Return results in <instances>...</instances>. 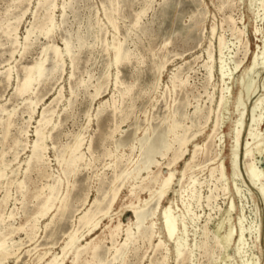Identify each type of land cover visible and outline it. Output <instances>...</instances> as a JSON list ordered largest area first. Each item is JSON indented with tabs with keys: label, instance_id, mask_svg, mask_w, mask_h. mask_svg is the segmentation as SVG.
Returning <instances> with one entry per match:
<instances>
[{
	"label": "rangeland",
	"instance_id": "374dc122",
	"mask_svg": "<svg viewBox=\"0 0 264 264\" xmlns=\"http://www.w3.org/2000/svg\"><path fill=\"white\" fill-rule=\"evenodd\" d=\"M20 1L21 0H0V82L2 81L0 83V90H1L0 109L2 108V106L3 109H5V112H3V109L0 110V116H1L0 120H2L0 122V139H1L0 166L2 165L0 167V170L1 168L2 169L6 168L7 179L10 182H12L10 185H6L4 183L5 185L1 186L3 190L0 188V192H1L0 204L6 193L10 197L7 202L8 206L0 205V218L3 216L5 222V223L2 222L0 224V227L7 228L3 231V233L5 234H7L9 231L14 230L15 236L13 237V234L9 235L10 237L7 236V239L9 237L8 242L10 243V245H11V240H13L16 243L14 245L16 249L14 247L12 248V252L15 251L14 255L16 256L15 257L14 255L9 256L8 258L9 260L7 261L6 259L7 262L3 260V264H26V263L45 264V261L51 258L52 256H54V254L58 255L62 253V248L65 246L70 232L72 233L75 230H79L80 235L84 233L83 239H81L79 242L80 245H86L88 242H92L95 237L96 239L94 240L96 241V243L100 244L98 248L96 260L92 261L91 259L92 256L89 252H83L81 254L82 258L80 257L81 261L78 264H80L81 262H82L81 264H105V263L106 264H176V261L177 264H193V263L194 264H224V263L225 264H264V191L262 190L260 191L261 189L260 185L252 183L250 179L248 173V166H247L248 162H246L247 160L245 158V149H244L249 145L248 147H250V149L253 151L254 156H256L258 167L260 168V170H263L264 172V150H263L264 143L262 145L263 146L262 150L258 151L255 147L256 140H254V138L250 136L251 129L252 132H255L257 128L259 129L260 133L262 132L263 134L262 136H264V121L262 122V125L260 127L256 126L251 128L252 106H254L256 102L255 100L264 97V91H263L264 65L257 66L254 69L255 71L250 70L254 61L255 54L258 52H262L264 50V45L262 42L264 39V7H262V5L264 4L263 3L264 0H228V1L227 0H220V1L219 0H55V2H57L56 3L57 7L53 11V14H54V21L56 26H55L54 34L53 32L51 33L52 35L49 34L50 38L48 36H45L41 32L42 29L41 27L42 26L44 27V25L46 24L45 20H47V17L49 15V12H46L47 8L39 4L40 0H26V1L22 0L21 3ZM231 11L233 14L231 13ZM200 12H202L203 14L201 15L202 17L200 16L201 14ZM256 12L257 13L261 12L263 15L260 13L257 16ZM138 13H141V16L143 18L140 16L141 21L139 22V25L135 27L134 26V23L136 21L135 16H137ZM162 13H165V16ZM200 17L202 18V20ZM229 17L233 19L234 23L228 21ZM199 19L200 22H198ZM194 20L197 22H195ZM193 21L197 24L193 23ZM112 22L118 24L116 25L117 31L113 27ZM256 24L257 26H255ZM189 25L190 28L188 27ZM233 26L237 28V31L232 30ZM213 27H215L214 33H212L211 31ZM16 28L18 32L17 34H14L13 29ZM239 29L240 31L243 30V32H245L246 35L244 33H243L244 35L243 34L240 35L238 33ZM28 30L31 31V34L28 40V45H27L28 48H27L25 47L24 44ZM179 32L181 35L177 34ZM7 33H10L11 36L6 35ZM116 33L118 34V36H116L117 35ZM15 35L18 36V40H19V45L18 46L14 45L16 47L13 46V40H14L13 38L15 37ZM150 35L151 38L153 36L154 37L151 39ZM219 36L224 37L226 40V45L222 52L223 55L220 53L219 50V45H218V40L220 38ZM241 36L243 39L241 38ZM179 37L182 39H180ZM114 38H116V41L121 40L120 42L119 41L118 42L121 44L123 43V50H125L124 52H128V55L130 56L129 60L131 59L130 61H125V62L123 61L118 65L114 64L115 63L113 62L114 50L112 46L116 45L115 43H118V42H114L115 41ZM103 40L106 42H104ZM238 40L239 42H237ZM168 41H172V42H168ZM65 42L68 43L69 48L71 50V55L69 56L66 53V51H64ZM53 43L54 45L56 44L57 46L60 47L63 53L62 59L64 62L60 61L58 64L55 63L56 61L53 59L54 55L52 51L48 52L49 55L48 57H50L51 59L48 60V62L46 63L48 78L47 77L44 78L40 86L38 84L34 85L33 88L34 90L30 92V94L28 93L23 96L20 95L19 97V94L17 95L16 92V87L18 81H21L24 78L25 72H22L23 68L28 65H33L35 62L43 58V54H42L43 49L46 47V45L48 46ZM210 43L211 45L209 46ZM147 44H149V46ZM239 44L241 45L238 46ZM163 45L165 46V48L163 47ZM244 45L246 47L243 50ZM102 46L105 48H103ZM211 46L214 49L211 48ZM247 46L249 48H247ZM107 47L109 48L107 49ZM145 49L146 50L148 49V51H146ZM150 50L152 53L149 52ZM13 51L14 54L12 55ZM131 51L132 52L134 51L133 54L131 53ZM147 53L149 56L147 55ZM154 53L155 55H153ZM210 54L214 60L210 59ZM165 55L167 58L165 57ZM173 55L175 56L173 57ZM244 59L247 60L244 61ZM52 60H54L55 62ZM134 61H136L137 63ZM151 61L153 64L155 63L154 65L156 66H154L151 63ZM165 63L167 66L165 65ZM203 64L206 65L202 66ZM226 64L229 66H227ZM22 65L25 66L22 67ZM163 65H165L164 69L166 70L161 69ZM75 66L77 67V69H75L76 68ZM210 66L212 67L213 77L208 75ZM105 67L107 68V70ZM109 67L112 68L110 69ZM188 67L190 70L188 69ZM6 69L11 70L12 73L10 82L7 81L8 79L6 77V72H7ZM204 69L208 71H205ZM153 70L157 76L153 75L154 74L152 73ZM16 71L19 72L17 73ZM147 71L151 72V74ZM224 71H226L228 75ZM71 72L74 76L71 75ZM223 73H224V77H223ZM138 74H140V76ZM173 74L179 75L183 81L188 80L187 83L185 82L186 86L178 85L177 86L178 89L172 88L173 86L171 83V78L173 77ZM132 75L134 76V78L132 77ZM159 78L161 81H159ZM134 79L136 80L134 81ZM117 80L119 82L118 84H116ZM241 80L243 82H241ZM248 80L250 84L249 83L247 84ZM252 80L254 83L252 82ZM122 82L123 85H121ZM126 82L129 84L127 85ZM139 82L140 85L138 84ZM226 83L227 86H225ZM137 84L139 85V87ZM158 84H160V86ZM151 85H153L154 87ZM221 86H223V88L227 87L225 88V92L223 94H222L223 88ZM252 86L254 89L252 88ZM118 87L119 88L122 87V88L119 89ZM129 87L130 88L133 87L132 88L133 90L131 89L132 91L130 92L131 93L135 92L134 93L135 95L127 94L126 97L124 96V98H122L123 91L126 92ZM155 87H157V89H155ZM246 88L254 90L255 93L256 90L257 89L258 90L256 94L251 93L250 91V95L249 97H247ZM183 89L184 91H182ZM206 90L209 91L207 92ZM226 90L228 92H226ZM95 91L96 92L99 91L98 97L96 96ZM241 91L245 96L244 97L245 105L239 104ZM229 92L230 94L228 95ZM222 95L224 96L225 102L221 111L219 112V113L223 112L222 114H219L220 133H218L217 136L218 139L216 138L211 142V138H209V135L211 134L216 119L218 117V109H219L218 105L221 102ZM54 98H57V100H55ZM208 98L210 99V101ZM28 99H32L33 102L37 103V106H34L35 113L32 114L33 116L30 113V108H29L30 103ZM52 100H54L55 102ZM121 100H123L124 102H122ZM105 101L107 102L104 104L103 102ZM120 102L122 103V106H120L121 105ZM116 103L119 108L117 107ZM101 104L104 109L101 107ZM167 104L169 106H167ZM111 105L113 106L111 107ZM126 105H128L129 107ZM211 105L212 107H210ZM107 106H110L108 107L110 109H108ZM115 107L118 108L117 111L118 114H115L114 112ZM263 107H264V102H263ZM43 110H48V111L50 110V113L48 114V118L54 117L52 118V123H53V124L51 123L52 126L50 124V126H48L46 129L47 137H49L46 140V145L48 146V152H47L48 162L46 165H43L42 168H35L34 165H31V167L27 169L28 167L26 161H28L29 156L31 155L30 147L32 143L36 140V135L34 132L36 129V125H38L37 120L40 119ZM210 110L212 111V115ZM208 111L210 112V114H208ZM51 112H55L56 114L55 115L53 114L52 116L50 115ZM166 114L168 115V117ZM7 115L8 117L9 115H11L10 121L12 122V126L10 127L11 131L9 129V134L8 133L6 134L5 133L6 129H4L5 122L8 119ZM28 115L32 116L33 118L30 119ZM207 116H209L210 118ZM173 117L175 118V120L181 123L182 127L185 126L184 128L182 127H180V129L178 128L177 132L179 134L181 133L183 134L184 132L187 133V137L190 138L189 151L180 162H178L177 164H173V166L168 165L172 161V156H173L172 153L168 154L165 157H161L160 155L156 156V160L158 161V163L151 167L153 174H151L150 176L151 177L156 176V173L160 172L159 170H161L162 174L160 172L159 174L157 173V175H159V177H163L166 175L167 172L172 170L176 173V179L174 184L172 185L171 191L160 202V207L157 211V214L154 217H151L152 219L149 218L147 222L142 226V232L145 235H149L151 232V227H150V225L152 224L151 222L156 223L155 228L153 230L155 232L152 238L153 240H148V238H142L138 233L136 227L133 226L136 222L135 214L133 213L134 209H136L137 207H142V206L144 207L143 201L151 197V192H149V190L147 189H144V187L145 184L147 185L149 183H150L149 185L152 188L154 185L151 184L149 180L145 181L144 182L145 184L142 182V178H146L149 176L148 173L143 172L142 178L128 179V181H124L125 183H123V179H121L122 181L120 180V182L118 181L114 183V185L112 182L114 180L113 176L115 175V173L120 174V172H123L128 168L131 169L134 166L135 162L139 160L140 158L139 154H141V152H140L139 144L136 139L143 138V136L146 133V130L150 128V126L152 129H155L156 135L162 133L163 131H168L170 124H172ZM197 118L199 119L198 121L196 120ZM27 121L31 123H26ZM206 122L209 123L207 124ZM21 129H23L24 131H22ZM113 129H115L114 130L115 132L113 131ZM239 129L240 132L242 133H241L240 143L237 145V143H235L236 142L235 137ZM248 131L250 134L248 133ZM25 132L26 135L24 134ZM196 132L198 133L196 134ZM21 134L23 136H21ZM106 134H108V136ZM77 136H81V138L84 140V141L82 140L81 151L85 154L86 160H84V162H82L81 165H79V168L76 171L79 174L78 173L71 174L72 173V172L70 173L71 170L66 169L64 160L69 159L68 157V151L70 147L69 145L70 144L71 146L72 144L74 145ZM4 137L5 140L3 139ZM20 138L22 140H20ZM173 138H174L173 133L167 135L168 140L172 141ZM260 138H262L261 141L264 142L263 140L264 137H260ZM15 140L19 141V143L16 144ZM208 140H210L209 143L211 145L208 143ZM21 142L23 146L21 145ZM195 145L198 146L202 145L203 149L201 150L203 151L200 150L197 156L198 160L196 158L195 162L192 164L193 167L189 170V172H187V177L184 180V186L188 187V191L186 192L187 194L184 193V200H183L181 199V195H180L181 185L179 183V180L180 178H182V172L185 170L187 162L192 158L193 155L192 153L194 152ZM208 145L210 147H208ZM133 146L136 147L135 151L134 149H132ZM89 147L91 148L89 149ZM237 147H238V151H236ZM12 149L15 151H13ZM88 149L90 152L88 151ZM105 151L108 153H106ZM132 151L134 152V154ZM16 154L17 155L19 154L17 161L15 160V156H17ZM92 157H96V158L94 159ZM115 158L117 160H115ZM213 158H215V160H211ZM130 159L133 160L134 163L131 164L129 162L131 161ZM122 160L124 161L122 162ZM208 161L210 162L207 163ZM116 162L120 164L118 165ZM220 162H222V165H220L221 164ZM12 163L13 166H11ZM108 163L111 165V166L109 165L110 167L108 166ZM121 163L123 164L121 165ZM214 164H216V166H218L220 170L218 174L216 173L214 177H212L211 168L214 166ZM201 165L202 166L204 165V167H202ZM84 166L85 167L90 166L89 167L90 169H88L87 167L86 169ZM221 172L222 173L224 172L223 173L224 176L221 175ZM46 174L48 176H46ZM193 174L195 175V177ZM191 177L199 179L196 185H194L195 190L193 188V185L189 186V182H190L189 178ZM211 178L214 179L212 180ZM56 181H59L58 190L60 193L59 192L58 193L61 199H64V197L68 192L70 194L66 202V209L64 210V213H62L60 210L58 211L57 208H53L51 210V213H48L49 215L47 214L45 217H39L38 222L34 221V217L36 218L37 216L36 213L38 211L41 202L44 200L45 195L49 193V190L45 188L46 185L54 184L56 183ZM22 182L24 183L22 185L23 187L20 186V183ZM114 187H116L115 189H120V191L117 201L112 207L113 209H111L109 214L105 217H102L103 214H98L96 216V219L100 220V225L98 226L99 228L97 227L95 230L93 229L88 231L87 230L88 228L87 229L84 228L79 223L80 222L79 218L83 216L84 213L90 209L92 210L94 209L93 211H96V208L93 207L94 201L96 199L99 200L103 199L106 196L108 190L110 191V189ZM154 187L155 188H153V191L154 189H157V186ZM201 189L203 190L202 192ZM30 190H32V192ZM193 190L196 193L192 194L191 191ZM33 193L35 194L33 195ZM261 195L263 196L261 197ZM37 196L40 197L37 198ZM209 196H213L211 203L206 199V197ZM111 197L112 196H109L105 199V202L103 203L101 208L103 209L106 208L108 201L111 199ZM201 197H203V199ZM137 198L141 200V202L137 200ZM155 199L156 200L151 201V204L149 203L150 205L147 206L148 207L147 209L149 210L155 209V207L157 206L156 203H158L157 197ZM171 202H173L172 206L174 209L172 215L174 216L176 215L178 217V221H177L178 236L176 235L174 240L169 241L167 239V234H166L167 231L164 224L163 210L166 207H168ZM213 203L215 204L214 207H213L214 205ZM129 204L131 205V207L129 206ZM231 204L233 207L231 206ZM60 205L61 204L59 201L56 202L57 207H59ZM195 205L197 206V208ZM134 206L136 207L134 208ZM186 207H188V214L190 213L189 217L188 214H186L187 213ZM33 208L35 209L33 210ZM190 209L192 210V212H190L191 211ZM5 210L7 213L5 212ZM15 210H17V212ZM10 213L13 214V217L11 219L13 222L9 219V217H7L10 215ZM183 215H185L186 217ZM196 217H200V218H196ZM184 219L185 220L187 219L188 221L187 220L185 221ZM29 221L30 223H27ZM119 221L122 223V230L120 232L121 236L119 235L118 237V242L123 243L125 241L126 238L125 231L126 228H128V226L132 227L136 240L130 246L129 250L127 251V254L123 259L115 260V256H117L115 255V251L109 250L110 248H112V241H110L111 240L110 231L112 226H115ZM207 221L210 226L207 224ZM25 222L27 224L25 227H23L25 225ZM38 223L40 226L37 225ZM5 224L8 226L10 224V229ZM34 224L36 225L37 236L35 237L36 239H34L36 241L33 240L34 241L33 242L30 241V239H28V236L26 237V235L27 232L30 231L29 228ZM202 225L204 228L202 227ZM13 226L14 228H12ZM242 226H244V231L245 230L247 231L246 233L243 232L245 233L243 234V237L241 235L242 233L240 234V232L242 231ZM22 227H23L22 232L18 233L21 230H17V228H22ZM38 228L39 230H37ZM25 229H26V233H24ZM6 230L7 232H5ZM229 232L231 234L233 232V235H231L229 241H225L224 235ZM158 240L164 241L166 246H163L164 248L163 247L157 248L156 245H158L160 242ZM177 243L181 245L180 247L182 251H184V252L181 251L180 256L178 255V251L176 249L177 248L176 246L178 245ZM228 243L231 245H229ZM244 243H246L247 245ZM220 247H223V249H221ZM21 248L22 250H20ZM184 248L185 249L187 248V250H185ZM18 249L20 251H18ZM189 251L192 252V254L195 257H193L192 254L190 255ZM42 252L48 253V256L45 261L38 262V256L40 254L42 255ZM187 254H189L190 256ZM167 256L169 257L167 258ZM74 259H75V251H71L66 258L65 264H73Z\"/></svg>",
	"mask_w": 264,
	"mask_h": 264
},
{
	"label": "bare ground",
	"instance_id": "6f19581e",
	"mask_svg": "<svg viewBox=\"0 0 264 264\" xmlns=\"http://www.w3.org/2000/svg\"><path fill=\"white\" fill-rule=\"evenodd\" d=\"M22 1V0H21ZM21 1H20V3H21ZM24 1V0H23ZM26 1V0H25ZM220 1V0H219ZM228 1V0H227ZM134 2V1H133ZM225 2V1H224ZM263 2V1H262ZM57 2H55V0H40V2H39V4L40 5H42V6H45V8H47V11L46 12H49V15H48V17H47V20H45V22H46V24L44 25V27L42 26L41 28V32H42V34H44L45 36H48L49 37V34H51L52 32H53V34H54V30H55V21H54V14H53V11L56 9V7H57V4H56ZM150 3H152V2H150ZM251 3V2H250ZM264 3V2H263ZM18 4V3H17ZM63 5V4H62ZM147 5H149V4H147ZM200 5V4H199ZM222 5V4H221ZM231 5V4H230ZM235 5V4H234ZM22 6V5H21ZM127 6V5H126ZM63 7V6H62ZM146 7V6H145ZM150 7V6H149ZM148 7V8H149ZM166 7V6H165ZM230 7H232V6H230ZM229 7V8H230ZM236 7V6H235ZM234 7V8H235ZM262 7H264V4L262 5ZM164 8V7H163ZM168 8V7H167ZM260 8V7H259ZM29 9V8H28ZM143 9V8H142ZM146 9V8H145ZM217 9V8H216ZM218 9H219V7H218ZM220 9H223V8H220ZM225 9V8H224ZM227 9V8H226ZM228 10V9H227ZM230 10V9H229ZM238 10V9H237ZM239 10H241V9H239ZM259 10V9H258ZM257 10V11H258ZM261 10V9H260ZM97 11V10H96ZM165 11V10H164ZM223 11V10H222ZM226 11V10H225ZM139 12V11H138ZM24 13H25V11H24ZM114 13V12H113ZM113 13H112V15H113ZM133 13V12H132ZM141 13H143V12H141ZM141 13H138L137 14V16H135L136 17V21H135V23H134V26L136 27V26H138L139 25V22L141 21L140 20V16H141ZM201 14H200V16L201 15H203L202 14V12H200ZM221 13V12H220ZM224 13V12H223ZM231 13H232V11H231ZM261 13V12H260ZM259 12L257 13L256 12V15L258 16V14H260ZM39 14V13H38ZM111 14V13H110ZM162 14H164V16H165V13H162ZM167 14V13H166ZM225 14V13H224ZM233 14V13H232ZM235 14V13H234ZM255 14V13H254ZM262 14V13H261ZM117 15V14H116ZM160 15V14H159ZM255 15V16H256ZM263 15V14H262ZM25 16V15H24ZM47 16V15H46ZM229 16V15H228ZM111 17H113V16H111ZM142 17V16H141ZM163 17V16H162ZM161 17V18H162ZM196 17V16H195ZM199 17V16H198ZM202 17V16H201ZM200 17V18H201ZM205 17V16H204ZM233 17V16H232ZM2 18V17H1ZM143 18V17H142ZM194 18V17H193ZM192 18V19H193ZM225 18H226V16H225ZM228 18V17H227ZM24 19V18H23ZM164 19V18H163ZM191 19V20H192ZM197 19V18H196ZM201 20H202V18H201ZM235 20V19H234ZM36 21V20H35ZM131 21V20H130ZM195 21V20H194ZM193 21V23H195V22H197V21H195L194 22ZM228 21H230V22H233V19L231 18V17H229V19H228ZM115 22V21H114ZM114 22H112V24H113V27L116 29L117 28V26L116 25H118V24H115ZM198 22H200V19H199V21ZM205 22V21H204ZM224 22V21H223ZM227 22V21H226ZM229 22V23H230ZM242 22V21H241ZM118 23V22H117ZM191 23H192V21H191ZM190 23V24H191ZM203 23V22H202ZM221 23V22H220ZM234 23V22H233ZM236 23V22H235ZM195 24H197V23H195ZM225 24V23H224ZM192 25V24H191ZM214 25H215V23H214ZM221 25V24H220ZM231 25H233V24H231ZM105 26V25H104ZM133 26V27H134ZM255 26H257V24L255 25ZM21 27V26H20ZM106 27V26H105ZM189 28H190V25L188 26ZM197 27V26H196ZM221 27V26H220ZM260 27V26H259ZM97 28V27H96ZM144 28V27H143ZM229 28V27H228ZM228 28H227V30H228ZM188 29V28H187ZM224 29V28H223ZM245 29V28H244ZM256 29V28H255ZM258 29V28H257ZM10 30V29H9ZM14 30V34H17V28L16 29H13ZM232 30H234V31H237V28L235 27V26H233V29ZM106 31V30H105ZM116 31H117V29H116ZM175 31V30H174ZM195 31H196V29H195ZM212 33H214L215 32V27H213L212 28ZM222 31V30H221ZM257 31V30H256ZM259 31V30H258ZM6 32V31H5ZM100 32H101V30H100ZM10 33H11V31H10ZM10 33H7L6 35H8V36H11V34ZM105 33V32H104ZM118 33V32H117ZM116 33V34H117ZM192 33H194V32H192ZM238 33L240 34V35H242L243 33L245 34V32H243V30L242 31H240V29H239V31H238ZM13 34V35H14ZM30 34H31V31H29L28 30V32H27V36H26V38H25V47H27V45H28V40H29V37H30ZM134 34V33H133ZM177 34H180V32L179 33H177ZM183 34V33H182ZM227 34V33H226ZM232 34V33H231ZM236 34V33H235ZM243 34V35H244ZM255 34V33H254ZM257 34V33H256ZM260 34V33H259ZM52 35V34H51ZM50 35V36H51ZM101 35H102V33H101ZM105 35V34H104ZM128 35V34H127ZM151 35H154V34H151ZM151 35H150V38H151ZM175 35V34H174ZM181 35V34H180ZM195 35V34H194ZM223 35V34H222ZM239 35V36H240ZM246 35V34H245ZM116 36H118V34L116 35ZM176 36V35H175ZM212 36V35H211ZM225 36V35H224ZM7 37V36H6ZM13 37V36H12ZM154 37V36H153ZM152 37V38H153ZM180 37H182V36H180ZM179 37V38H180ZM185 37V36H184ZM183 37V38H184ZM189 37V36H188ZM191 37H193V36H191ZM197 37V36H196ZM195 37V38H196ZM204 37V36H203ZM220 37V36H219ZM236 37V36H235ZM234 37V38H235ZM50 38V37H49ZM122 38V37H121ZM151 38V39H152ZM190 38V37H189ZM241 38H242V36H241ZM7 39H9V38H7ZM14 40H13V46L14 45H19V40H18V36L17 35H15V37L13 38ZM104 39V38H103ZM115 39V41L114 42H118V41H116V38H114ZM180 39H182V38H180ZM185 39H187V38H185ZM184 39V40H185ZM238 39V38H237ZM243 39V38H242ZM246 39V38H245ZM10 40H11V38H10ZM241 40V39H240ZM104 41V40H103ZM121 41V40H120ZM119 41V42H120ZM153 41V40H152ZM152 41H149V42H152ZM173 41V40H172ZM172 41H168V42H172ZM181 41V40H180ZM199 41H201V40H199ZM229 41V40H228ZM246 41V40H245ZM9 42V41H8ZM85 42V41H84ZM104 42H106V41H104ZM113 42V43H114ZM115 43L116 45H114V46H112L113 47V50H114V61L113 62H115L114 64H116V65H118V64H120V63H122L123 61L125 62V61H130L129 60V55H128V52H124L125 50H123V43L121 44V43ZM148 42V43H149ZM237 42H239V40L237 41ZM263 45H264V39H263ZM180 43V42H179ZM189 43V42H188ZM228 43V42H227ZM241 43V42H240ZM106 44V43H105ZM108 44V43H107ZM152 44V43H151ZM213 44V43H212ZM233 44V43H232ZM236 44V43H235ZM98 45V44H97ZM148 46H149V44H147ZM154 45V44H153ZM186 45V44H185ZM211 45V43L209 44V46ZM218 45H219V50H220V53L222 54V52H223V50H224V47H225V45H226V40H225V38L224 37H220L219 38V40H218ZM227 45H229V44H227ZM241 44H239L238 46H240ZM106 46H108V45H106ZM144 46V45H143ZM178 46V45H177ZM208 46V47H209ZM249 46V45H248ZM247 46V48H249ZM12 47V46H11ZM14 47H16V46H14ZM103 47V46H102ZM163 47L165 48V46L163 45ZM246 46L244 45V47H243V50H244V48H245ZM17 48H19V47H17ZM23 48V47H22ZM28 48V47H27ZM103 48H105V47H103ZM109 47H107V49H108ZM111 48V47H110ZM145 48V47H144ZM151 48V47H150ZM159 48V47H158ZM211 48H213L212 46H211ZM12 49V48H11ZM14 49V48H13ZM142 49H143V47H142ZM152 49V48H151ZM214 49V48H213ZM228 49V48H227ZM106 50V49H105ZM111 50V49H110ZM136 50H138V49H136ZM141 50V49H140ZM146 50V49H145ZM238 50H240V49H238ZM246 50V49H245ZM11 51V50H10ZM50 51H52V53H53V59L56 61H54V60H52V61H54L55 63H59L60 61H63V59H62V57H63V53H62V51H61V49H60V47L59 46H57L56 44L54 45V43L53 44H50V45H46V47L43 49V52H42V54H43V58H41L39 61H37V62H35L33 65H28V66H25V65H22V67L23 66H25L24 68H23V70H22V72H25V75H24V78L21 80V81H18V84H17V87H16V92H17V95L19 94V97H20V95H25V94H30V92H32L34 89V85H36V84H38L39 86H40V84H41V82H42V80L44 79V78H46L47 77V68H46V63L48 62V60H51L50 59V57H48L49 55H48V52H50ZM64 51H66V53L68 54V56L69 55H71V50H70V48H69V45H68V43L67 42H65V50ZM104 51V50H103ZM108 51V50H107ZM146 51H148V49L146 50ZM209 51H210V49H209ZM211 51H212V49H211ZM22 52V51H21ZM27 52V51H26ZM95 52V51H94ZM102 52V51H101ZM106 52V51H105ZM130 52V51H129ZM134 52V51H133ZM133 52L131 51V53L133 54ZM145 52V51H144ZM149 52H151V50L149 51ZM148 52V53H149ZM139 53V52H138ZM148 53H147V55H148ZM152 53V52H151ZM14 54V51L12 52V55ZM110 54V53H109ZM175 54V53H174ZM221 54H219V55H221ZM227 54V53H226ZM245 54H247V53H245ZM11 55V56H12ZM152 55V54H151ZM153 55H155V53L153 54ZM214 55V54H213ZM223 55V54H222ZM10 56V57H11ZM133 56V55H132ZM131 56V57H132ZM143 56V55H142ZM149 56V55H148ZM175 55H173V57H174ZM177 56V55H176ZM226 56V55H225ZM225 56H224V59H225ZM245 56V55H244ZM243 56V57H244ZM52 57V56H51ZM104 57V56H103ZM158 57V56H157ZM165 57H166V55H165ZM13 58V57H12ZM138 58V57H137ZM153 58V57H152ZM159 58H161V57H159ZM158 58V59H159ZM167 58V57H166ZM208 58V57H207ZM227 58V57H226ZM39 59V58H38ZM140 59V58H139ZM146 59V58H145ZM155 59V58H154ZM210 59H213L212 58V56H211V54H210ZM223 59V60H224ZM34 60V59H33ZM75 60V59H74ZM150 60H151V58H150ZM149 60V61H150ZM153 60V59H152ZM157 60V59H156ZM161 60V59H160ZM198 60V59H197ZM214 60V59H213ZM247 60V59H246ZM245 59H244V61H246ZM155 61V60H154ZM222 61V60H221ZM230 61H231V59H230ZM9 62V61H8ZM28 62V61H27ZM64 62V61H63ZM62 62V63H63ZM73 62V61H72ZM132 62V61H131ZM134 62H136V61H134ZM160 62V61H159ZM164 62V61H163ZM166 62V61H165ZM220 62V61H219ZM224 62V61H223ZM239 62V61H238ZM76 63V62H75ZM111 63V62H110ZM109 63V64H110ZM128 63V62H127ZM137 63V62H136ZM135 63V64H136ZM147 63V62H146ZM151 63H152V61H151ZM162 63V62H161ZM168 63V62H167ZM205 63V62H204ZM226 63V62H225ZM231 63V62H230ZM240 63V62H239ZM16 64V63H15ZM32 64V63H31ZM53 64V63H52ZM153 64V63H152ZM155 64V63H154ZM153 64V65H154ZM185 64H187V63H185ZM189 64V63H188ZM221 64V63H220ZM241 64V63H240ZM60 65V64H59ZM128 65V64H127ZM131 65V64H130ZM148 65V64H147ZM161 65V64H160ZM159 65V66H160ZM165 65H166V63H165ZM165 65H163L162 67H161V69L162 70H166V69H164L165 68ZM206 65V64H205ZM204 64L202 65V66H205ZM212 65V64H211ZM222 65H224V64H222ZM221 65V66H222ZM227 65V64H226ZM235 65V64H234ZM237 65V64H236ZM259 65H264V50L262 51V52H258V53H256L255 54V56H254V61H253V64H252V66H251V68H250V70H254L257 66H259ZM61 66V65H60ZM60 66H58V67H60ZM145 66V65H144ZM144 66H142V67H144ZM154 66H156V65H154ZM167 66V65H166ZM185 66H187V65H185ZM227 66H229V65H227ZM240 66V65H239ZM64 67V66H63ZM76 67V66H75ZM126 67V66H125ZM133 67H134V65H133ZM151 67V66H150ZM158 67V66H157ZM192 67V66H191ZM220 67V66H219ZM10 68V67H9ZM8 68V69H9ZM72 68V67H71ZM74 68V67H73ZM106 68V67H105ZM110 68V67H109ZM112 68V67H111ZM110 68V69H111ZM181 68H184V67H181ZM229 68V67H228ZM22 69V68H21ZM58 69V68H57ZM56 69V70H57ZM75 69H77V67L75 68ZM126 69V68H125ZM140 69V68H139ZM156 69V68H155ZM188 69H189V67H188ZM234 69V68H233ZM262 69V68H261ZM7 70V69H6ZM13 70V69H12ZM106 70H107V68H106ZM147 70H149V69H147ZM157 70H159V69H157ZM157 70H155V71H157ZM186 70V69H185ZM190 70V69H189ZM205 70V69H204ZM213 70H214V68H213ZM220 70V69H219ZM224 70V69H223ZM229 70V69H228ZM55 71V70H54ZM75 71V70H74ZM87 71V70H86ZM110 71V70H109ZM145 71V70H144ZM150 71H151V69H150ZM161 71V70H160ZM181 71V70H180ZM205 71H208V70H205ZM227 71V70H226ZM226 71H224V72H226ZM255 71V70H254ZM5 72V71H4ZM17 72V71H16ZM19 72V71H18ZM17 72V73H18ZM53 72V71H52ZM52 72H51V74H52ZM107 72V71H106ZM111 72V71H110ZM146 72V71H145ZM147 72H149V71H147ZM176 72H178V71H176ZM182 72V71H181ZM186 72V71H185ZM235 72H236V70H235ZM55 73V72H54ZM53 73V74H54ZM62 73V72H61ZM64 73V72H63ZM105 73V72H104ZM140 73H142V72H140ZM150 74H151V72H149ZM152 73H154V70H153V72ZM183 73V72H182ZM5 74V73H4ZM12 73H11V70H7V72H6V77H7V81H11V75ZM159 74V73H158ZM162 74V73H161ZM184 74V73H183ZM226 74H227V72H226ZM245 74V73H244ZM50 75V74H49ZM71 75H73L72 74V72H71ZM139 76H140V74H138ZM142 75V74H141ZM153 75H156L155 73L153 74ZM208 75H210L211 77H213V73H212V67L210 66V68H209V74ZM228 75V74H227ZM229 75H230V72H229ZM17 76H18V74H17ZM16 76V77H17ZM74 76V75H73ZM104 76V75H103ZM119 76V75H118ZM151 76V75H150ZM157 76V75H156ZM156 76H154V77H156ZM234 76V75H233ZM52 77V76H51ZM71 77V76H70ZM132 77L134 78V76L132 75ZM138 77V76H137ZM142 77H144V76H142ZM152 77V76H151ZM172 77V76H171ZM183 77V76H182ZM209 77V76H208ZM207 77V78H208ZM223 77H224V73H223ZM48 78V77H47ZM53 78V77H52ZM104 78V77H103ZM141 78V77H140ZM226 78V77H225ZM247 78V77H246ZM80 79H81V77H80ZM108 79V78H107ZM116 79V78H115ZM117 79H118V77H117ZM139 79V78H138ZM142 79V78H141ZM205 79V78H204ZM231 79H232V77H231ZM231 79H230V81H231ZM2 80H4V79H2ZM55 80V79H54ZM136 79H134V81H135ZM151 80V79H150ZM207 80V79H206ZM213 80V79H212ZM250 80V79H249ZM249 80H248V82H247V84L249 83ZM141 81V80H140ZM159 81H161L160 80V78H159ZM188 81V80H187ZM187 81H183L182 80V78L179 76V75H177V74H173V77L171 78V83H172V88H177V86L178 85H185L186 86V84H185V82L187 83ZM2 82V81H1ZM0 82V83H1ZM8 82V83H9ZM80 82V81H79ZM207 82V81H206ZM222 82V81H221ZM241 82H243L242 80H241ZM252 82H253V80H252ZM44 83V82H43ZM119 82H118V80H117V82H116V84H118ZM127 83V82H126ZM135 83V82H134ZM154 83V82H153ZM210 83V82H209ZM229 83V82H228ZM254 83V82H253ZM5 84H6V82H5ZM79 84V83H78ZM129 83H127V85H128ZM139 85H140V82L138 83ZM137 84V85H138ZM170 84V83H169ZM205 84V83H204ZM221 84H223V83H221ZM225 84V83H224ZM242 84H244V83H242ZM241 84V85H242ZM246 84V85H247ZM250 84V83H249ZM16 85V84H15ZM101 85V84H100ZM105 85V84H104ZM121 85H123V82L121 83ZM126 85V84H125ZM124 85V86H125ZM139 85H138V87H139ZM142 85V84H141ZM145 85H147V84H145ZM159 86H160V84H158ZM188 85V84H187ZM206 85V84H205ZM6 86V85H5ZM4 86V87H5ZM11 86V85H10ZM102 86V85H101ZM110 86V85H109ZM115 86V85H114ZM149 86H150V83H149ZM151 86H153V85H151ZM159 86H158V88H159ZM189 86V85H188ZM225 86H227V83H226V85ZM262 86V85H261ZM9 87V86H8ZM84 87V86H83ZM91 87H93V86H91ZM99 87V86H98ZM116 87V86H115ZM127 87V86H126ZM134 87V86H133ZM132 87V88H133ZM154 87V86H153ZM192 87V86H191ZM209 87V86H208ZM222 88H223V86H221ZM257 87V86H256ZM56 88V87H55ZM119 88V87H118ZM122 88V87H121ZM121 88H119V89H121ZM132 88H128L127 89V91L126 92H124L123 91V89H122V91H123V93H122V98H124V96L126 97V95L127 94H133V95H135L134 93H131L130 91H132L133 89ZM142 88H145V87H142ZM152 88V87H151ZM167 88V87H166ZM180 88V87H179ZM186 88V87H185ZM204 88V87H203ZM225 88H227V87H225ZM225 88H223L222 89V94L225 92ZM252 88H253V86H252ZM263 88V87H262ZM37 89V88H36ZM71 89V88H70ZM132 89V90H131ZM155 89H157V87H155ZM178 89V88H177ZM176 89V90H177ZM187 89V88H186ZM206 89V88H205ZM232 89V88H231ZM243 89V88H242ZM254 89V88H253ZM257 89V88H256ZM62 90V89H61ZM100 90H101V87H100ZM169 90V89H168ZM193 90V89H192ZM204 90V89H203ZM229 90V89H228ZM258 90V89H257ZM257 90H256V93H257ZM54 91V90H53ZM158 91V90H157ZM167 91V90H166ZM180 91V90H179ZM182 91H184V89L182 90ZM181 91V92H182ZM187 91V90H186ZM207 92L209 91V90H206ZM246 93H247V97H249V95H250V91H251V93H254V94H256L255 93V91L254 90H251V89H249V88H246ZM253 91V92H252ZM264 91V90H263ZM0 92H1V90H0ZM3 92V91H2ZM58 92H60V91H58ZM86 92V91H85ZM96 92V91H95ZM118 92V91H117ZM149 92V91H148ZM153 92V91H152ZM174 92V91H173ZM220 92H221V90H220ZM226 92H228L227 90H226ZM35 93H36V90H35ZM71 93V92H70ZM101 93V92H100ZM136 93H137V91H136ZM142 93V92H141ZM170 93V92H169ZM33 94V93H32ZM60 94V93H59ZM95 94V93H94ZM98 94H99V91H97L96 92V96L98 97ZM107 94V93H106ZM139 94V93H138ZM137 94V95H138ZM144 94V93H143ZM165 94V93H164ZM163 94V95H164ZM185 94V93H184ZM212 94V93H211ZM215 94V93H214ZM230 94V92L228 93V95ZM241 95V97H240V99H239V104L240 105H242V104H244V101H245V99H244V95H243V93H242V91H241V93H240ZM3 95V94H2ZM58 95V94H57ZM114 95V94H113ZM132 95V96H133ZM136 95V96H137ZM140 95V94H139ZM209 95V94H208ZM36 96V95H35ZM130 96V95H129ZM142 96V95H141ZM166 96H168V95H166ZM199 96V95H198ZM206 96H207V93H206ZM63 97V96H62ZM91 97V96H90ZM113 97V96H112ZM117 97V96H116ZM140 97V96H139ZM143 97H144V95H143ZM186 97V96H185ZM212 97V96H211ZM210 97V98H211ZM214 97V96H213ZM12 98V97H11ZM64 98V97H63ZM114 98V97H113ZM128 98V97H127ZM168 98V97H167ZM221 98V97H220ZM43 99V98H42ZM55 100H57V98H54ZM115 99V98H114ZM133 99H134V97H133ZM133 99H132V101H133ZM154 99V98H153ZM163 99V98H162ZM178 99V98H177ZM209 99V98H208ZM214 99V98H213ZM246 99H248V98H246ZM250 99V98H249ZM13 100H14V98H13ZM16 100V99H15ZM18 100H19V98H18ZM35 100V99H34ZM63 100V99H62ZM91 100V99H90ZM136 100V99H135ZM134 100V101H135ZM28 101H29V103H30V106H29V108H30V113H31V115L32 114H34L35 113V109H34V106H37V103H35V102H33L32 101V99H28ZM52 101H54V100H52ZM61 101V100H60ZM71 101V100H70ZM122 102H124L123 100H121ZM131 101V102H132ZM165 101V100H164ZM168 101V100H167ZM209 101H210V99H209ZM211 101H212V99H211ZM256 102H255V104H254V106H252V114H251V128H253V127H260L261 125H262V122L264 121V107H263V102H264V97L263 98H260V99H258V100H255ZM55 102V101H54ZM62 102V101H61ZM107 101H105V102H103L104 104L106 103ZM149 102V101H148ZM150 102H152V101H150ZM224 96L222 95V99H221V102L219 103V109H218V117H217V119H216V122H215V124H214V127H213V129H212V132H211V134L209 135V138H211V142L214 140V139H216L217 138V136H218V133H220V129H219V126H220V119H219V114H222V113H219L220 111H221V109H222V107H223V105H224ZM111 103H112V101H111ZM118 103V102H117ZM117 103H116V105H117ZM121 103V102H120ZM127 103V102H126ZM130 103V102H129ZM128 103V104H129ZM142 103V102H141ZM169 103V102H168ZM7 104V103H6ZM5 104V105H6ZM26 104V103H25ZM56 104V103H55ZM60 104V103H59ZM103 104V105H104ZM108 104V103H107ZM114 104V103H113ZM131 104V103H130ZM132 104H134V103H132ZM211 104V103H210ZM213 104V103H212ZM229 104V103H228ZM239 104H238V106H239ZM14 105V104H13ZM109 105V104H108ZM245 105V104H244ZM56 106V105H55ZM54 106V107H55ZM113 105H111V107H112ZM120 106H122V103H121V105ZM126 106H128V105H126ZM132 106V105H131ZM144 106V105H143ZM167 106H169L168 104H167ZM186 106V105H185ZM201 106V105H200ZM228 106V105H227ZM101 107H102V104H101ZM108 107H110V106H107V108ZM117 107H118V105H117ZM117 107H115L114 108V112H115V114H118V108ZM129 107V106H128ZM210 107H212V105L210 106ZM226 107V106H225ZM7 108V107H6ZM85 108V107H84ZM103 108V107H102ZM168 108V107H167ZM170 108V107H169ZM197 108V107H196ZM208 108V107H207ZM1 109H3V106H2V108ZM0 109V110H1ZM57 109V108H56ZM55 109V110H56ZM88 109V108H87ZM86 109V110H87ZM104 109V108H103ZM108 109H110V108H108ZM113 109V108H112ZM142 109V108H141ZM144 109V108H143ZM186 109V108H185ZM200 109V108H199ZM202 109V108H201ZM237 109V108H236ZM27 110V109H26ZM120 110H122V109H120ZM169 110V109H168ZM226 110V109H225ZM54 111V110H53ZM126 111H128V110H126ZM203 111V110H202ZM207 111V110H206ZM211 111V110H210ZM2 112V111H1ZM3 112H5V109H3ZM26 112V111H25ZM29 112V111H28ZM117 112V113H116ZM135 112V111H134ZM201 112V111H200ZM228 112V111H227ZM226 112V113H227ZM8 113V112H7ZM6 113V114H7ZM50 113V110L48 111V110H43V112L41 113V117H40V119L39 120H37V124L38 125H36V129H35V135H36V140L32 143V145H31V147H30V149H31V155L29 156V159H28V161H26L27 162V169H29L30 167H31V165H34V167L35 168H42L43 167V165H46L47 164V162H48V159H47V152H48V146L46 145V140L49 138V137H47V134H46V129H47V127L48 126H50V124L52 123V118H54V117H52V118H48V114ZM102 113V112H101ZM104 113V112H103ZM112 113V112H111ZM122 113V112H121ZM129 113V112H128ZM149 113V112H148ZM169 113V112H168ZM197 113V112H196ZM195 113V114H196ZM202 113V112H201ZM217 113V112H216ZM53 114L55 115L56 113L55 112H51V114L50 115H52L53 116ZM66 114H68V113H66ZM106 114V113H105ZM114 114V113H113ZM119 114H120V112H119ZM204 114H205V112H204ZM204 114H202V115H204ZM208 114H210V112L208 111ZM246 114V113H245ZM245 114H244V117H245ZM4 115H5V113H4ZM101 115V114H100ZM127 115H129V114H127ZM167 115V114H166ZM211 115H212V111H211ZM210 115V116H211ZM3 116V115H2ZM13 116V115H12ZM29 117H30V119H32L33 117V115L32 116H30V115H28ZM70 116V115H69ZM74 116V115H73ZM112 116V115H111ZM119 116V115H118ZM125 116V115H124ZM172 116V115H171ZM174 116H175V114H174ZM196 116V115H195ZM200 116V115H199ZM1 117V116H0ZM29 117H28V120H29ZM114 117V116H113ZM121 117V116H120ZM148 117V116H147ZM167 117H168V115H167ZM176 117H177V114H176ZM198 117V116H197ZM201 117V116H200ZM205 117H206V115H205ZM204 117V118H205ZM207 117H209V116H207ZM220 117H221V115H220ZM7 121L5 122V128L4 129H6V134L8 133L9 134V129H10V131H11V126H12V122L10 121V118H11V115H9V117H8V115H7ZM119 118V117H118ZM131 118V117H130ZM210 118V117H209ZM227 118V117H226ZM3 119V118H2ZM66 119V118H65ZM75 119V118H74ZM114 119V118H113ZM206 119V118H205ZM223 119V118H222ZM34 120V119H33ZM73 120V119H72ZM115 120V119H114ZM169 120V119H168ZM167 120V121H168ZM197 121L199 120L198 118L196 119ZM202 120H203V118H202ZM2 120H0V122H1ZM13 121V120H12ZM25 121V120H24ZM100 121H102V120H100ZM116 121V120H115ZM151 121V120H150ZM167 121H166V123H167ZM172 121V120H171ZM205 121H207V120H205ZM244 121V120H243ZM54 122V121H53ZM99 122V121H98ZM113 122V121H112ZM119 122V121H118ZM117 122V123H118ZM126 122V121H125ZM182 122V121H181ZM14 123V122H13ZM26 123H31V122H29V121H27ZM147 123V122H146ZM163 123V122H162ZM207 123V122H206ZM205 123V124H206ZM209 123V122H208ZM207 123V124H208ZM2 124V123H1ZM53 124V123H52ZM52 124H51V126H52ZM68 124V123H67ZM102 124V123H101ZM115 124V123H114ZM28 125V124H27ZM116 125V124H115ZM165 125V124H164ZM236 125V124H235ZM239 125H240V123H239ZM243 125H244V122H243ZM29 126H30V124H29ZM28 126V127H29ZM59 126V125H58ZM79 126V125H78ZM120 126V125H119ZM241 126H242V124H241ZM54 127H55V125H54ZM57 127V126H56ZM86 127V126H85ZM105 127V126H104ZM113 127V126H112ZM169 127V126H168ZM167 127V128H168ZM180 127H182L181 126V123H179L177 120H175V118L173 117V121H172V124H170V127H169V129H168V131H163L162 133H160V132H157V133H160V134H155L156 132H155V129H152L151 128V126H150V128L152 129V131H151V129L150 128H148L147 130H146V133H145V135L143 136V138H140V139H136L137 140V142H138V144H139V147H140V152H141V154H139L140 155V158H139V160L137 161V162H135V164H134V166L131 168V169H126L125 171H123V172H120V174H117V173H115V175L113 176L114 177V180L112 181L113 182V185H114V183H116V182H120V180L121 179H123V183H125L124 181H128V179H138V178H142V173L143 172H147L148 173V177H146V178H142V182L144 183L145 181H150L151 182V184H153L154 186H157V189H154V191H153V188H155L153 185V188L149 185V184H145V187H144V189H147V190H149V192H151V197L149 198V199H147V200H145V201H143L144 202V207L142 206V207H137L136 209H134V214H135V219H136V222H135V224L133 225V226H135L136 227V229H137V231H138V233L140 234V236L142 237V238H148V240H153L152 238H153V236H154V228H155V225H156V223L154 222H151L152 224L150 225V227H151V232H150V234L149 235H145L143 232H142V226L147 222V220L149 219V218H151V217H154L156 214H157V211H158V209H159V207H160V202L163 200V198L164 197H166L167 195H168V193L171 191V189H172V185L174 184V182H175V179H176V173L174 172V171H172V170H170L169 172H167L166 173V175L165 176H163V177H159V175H157V173L159 174L160 172H161V170H159L160 172H157L156 173V176H154V177H151L150 175L151 174H153L152 173V170H151V167L153 166V165H155V164H157L158 163V161L156 160V156H158V155H160L161 157H165V156H167L168 154H170V153H172V161L170 162L169 160V166H173V164H177L178 162H180L184 157H185V155L188 153V151H189V144H190V138H188L187 137V133L186 132H184L183 134L181 133V134H179L177 131V129L179 128L180 129ZM185 127V126H184ZM184 127H182V128H184ZM206 127H207V125H206ZM13 128V127H12ZM53 128V127H52ZM116 128V127H115ZM203 128V127H202ZM140 129V128H139ZM200 129V128H199ZM243 129H244V127H243ZM255 129V128H254ZM2 130V129H1ZM22 131H24L23 129H21ZM102 130V129H101ZM115 129H113V131H114ZM121 130V129H120ZM193 130V129H192ZM242 130V129H241ZM5 131V130H4ZM55 131H56V129H55ZM117 131V130H116ZM136 131V130H135ZM158 131V130H157ZM162 131V130H161ZM183 131V130H182ZM186 131H187V129H186ZM219 131V132H218ZM75 132V131H74ZM88 132V131H87ZM115 132V131H114ZM121 132V131H120ZM189 132V131H188ZM192 132V131H191ZM198 132H199V130H198ZM198 132H196V134L198 133ZM204 132V131H203ZM203 132H202V134H203ZM28 133V132H27ZM50 133V132H49ZM51 133H52V131H51ZM99 133V132H98ZM107 133V132H106ZM110 133V132H109ZM117 133V132H116ZM122 133V132H121ZM171 133H173L174 134V138H173V140L172 141H170V140H168L167 139V135L168 134H171ZM241 133L242 132H240V129L237 131V134H236V137H235V143H237V145L240 143V138H241ZM248 133H249V131H248ZM251 133V134H250ZM249 134H250V136H252L253 138H254V140H256V143H255V147H256V149L258 150V151H260V150H262V148H263V141H261V139L262 138H260V137H264V136H262L263 134H262V132L260 133V131H259V129L257 128V130L255 131V132H252V129H251V132H250ZM19 134V133H18ZM25 135H26V132L24 133ZM115 134V133H114ZM119 134V133H118ZM28 135V134H27ZM78 135H79V133H78ZM107 136H108V134H106ZM122 135V134H121ZM120 135V136H121ZM199 135H200V133H199ZM5 136V135H4ZM21 136H23L22 134H21ZM57 136V135H56ZM101 136V135H100ZM105 136V135H104ZM114 136V135H113ZM9 137V136H8ZM19 137H20V135H19ZM72 137H73V135H72ZM103 137V136H102ZM173 137V136H172ZM248 137V136H247ZM15 138V137H14ZM22 138V137H21ZM20 138V140H22ZM114 138V137H113ZM194 138V137H193ZM4 140H5V137L3 138ZM8 139V138H7ZM10 139V138H9ZM18 139V138H17ZM106 139V138H105ZM108 139V138H107ZM170 139V138H169ZM218 139V138H217ZM1 140V139H0ZM51 140V139H50ZM75 140V139H74ZM82 138H81V136H77L76 137V140H75V143H74V145L72 144V146H71V144L69 145L70 147H69V151H68V157H69V159L68 160H64V163H65V165H66V169H69V170H71L70 171V173L71 174H74V173H78V172H76L77 170H78V168H79V165H81V163L82 162H84V160H86V157H85V154L81 151V148H82ZM93 140V139H92ZM110 140V139H109ZM115 140V139H114ZM114 140H113V143H114ZM264 140V139H263ZM16 141V140H15ZM28 141V140H27ZM84 141V140H83ZM209 141L210 140H208V143H209ZM6 142V141H5ZM8 142V141H7ZM11 142V141H10ZM26 142V141H25ZM61 142V141H60ZM206 142V141H205ZM3 143V142H2ZM19 143V141H16V144H18ZM27 143V142H26ZM25 143V144H26ZM57 143V142H56ZM55 143V144H56ZM73 143V142H72ZM5 144V143H4ZM15 144V143H14ZM13 144V145H14ZM29 144V143H28ZM84 144V143H83ZM99 144V143H98ZM126 144H127V142H126ZM210 144V143H209ZM214 144V143H213ZM212 144V145H213ZM21 145H22V142H21ZM27 145V144H26ZM115 145V144H114ZM132 145V144H131ZM205 145V144H204ZM211 145V144H210ZM246 145H247V143H246ZM252 145V144H251ZM250 145V146H251ZM2 146H3V144H2ZM16 146V145H15ZM23 146V145H22ZM22 146H21V148H22ZM63 146V145H62ZM65 146V145H64ZM90 146V145H89ZM214 146V145H213ZM218 146V145H217ZM249 146V145H248ZM246 147V148H244L245 149V158H246V162H248V173H249V176H250V179H251V181H252V183H254V184H258V185H260V187H261V189H260V191L262 190V191H264L263 190V187H264V172H263V170H260V168L258 167V163H257V159H256V156H254V154H253V151L250 149V147ZM5 147H6V145H5ZM12 147V146H11ZM26 147V146H25ZM94 147H96V146H94ZM113 147V146H112ZM129 147V146H128ZM138 147V146H137ZM208 147H210L209 145H208ZM219 147V146H218ZM3 148V147H2ZM9 148V147H8ZM19 148V147H18ZM27 148V147H26ZM54 148V147H53ZM91 147H89V149H90ZM135 146H133V148L132 149H134V151H135ZM254 148V147H253ZM10 149V148H9ZM9 149H7V150H9ZM17 149V148H16ZM29 149V148H28ZM66 149V148H65ZM68 149V148H67ZM89 149H88V151H89ZM111 149V148H110ZM131 149V150H132ZM201 149H203L202 148V145L201 146H198V145H195V149H194V152L192 153L193 155H192V158L187 162V164H186V168H185V170L182 172V178H180V180H179V183H180V185H181V188H180V191H181V193H180V195H181V199H183L184 200V193H186L187 191H188V187H186V186H184V180L186 179V177H187V172H189V170L193 167L192 166V164L195 162V160H196V158H197V156H198V153L200 152V150ZM11 150V149H10ZM13 150V149H12ZM24 150V149H23ZM214 150V149H213ZM218 150V149H217ZM239 150H240V148H239ZM264 150V149H263ZM2 151H3V149H2ZM13 151H15V150H13ZM63 151V150H62ZM66 151V150H65ZM107 151V150H106ZM105 151V152H106ZM111 151V150H110ZM118 151V150H117ZM201 151H203V150H201ZM210 151V150H209ZM236 151H238V147L236 148ZM9 152V151H8ZM90 152V151H89ZM104 152V153H105ZM112 152V151H111ZM111 152H110V154H111ZM119 152V151H118ZM133 152V151H132ZM131 152V153H132ZM255 152V151H254ZM257 152V151H256ZM60 153V152H59ZM62 153V152H61ZM65 153V152H64ZM106 153H108V152H106ZM105 153V154H106ZM130 153V154H131ZM210 153V152H209ZM214 153V152H213ZM235 153V152H234ZM259 153V152H258ZM1 154V153H0ZM133 154H134V152H133ZM217 154V153H216ZM4 155H5V153H4ZM10 155V154H9ZM17 155V154H16ZM19 155V154H18ZM18 155L17 156H15V160L17 161V158H18ZM104 155V154H103ZM117 155V154H116ZM121 155H123V154H121ZM201 155V154H200ZM208 155V154H207ZM12 156V155H11ZM67 156V155H66ZM94 156V155H93ZM108 156V155H107ZM126 156V155H125ZM205 156H206V154H205ZM215 156V155H214ZM58 157H60V156H58ZM84 157H85V159H84ZM104 157V156H103ZM109 157V156H108ZM107 157V158H108ZM114 157V156H113ZM113 157H111V158H113ZM211 157V156H210ZM217 157V156H216ZM20 158V157H19ZM62 158V157H61ZM65 158V157H64ZM63 158V159H64ZM92 158H96V157H92ZM106 158V159H107ZM110 158V157H109ZM119 158H121V157H119ZM118 158V159H119ZM124 158V157H123ZM219 158V157H218ZM237 158V157H236ZM235 158V159H236ZM244 158V159H245ZM127 159V158H126ZM137 159V158H136ZM206 159V158H205ZM10 160V159H9ZM13 160V159H12ZM62 160V159H61ZM110 160V159H109ZM111 160H113V159H111ZM115 160H117L116 158H115ZM121 160V159H120ZM128 160V159H127ZM131 160V159H130ZM197 160H198V158H197ZM211 160H215V158H213V159H211ZM210 160V161H211ZM219 160V159H218ZM238 160H239V158H238ZM6 161V160H5ZM15 161V162H16ZM124 160H122V162H123ZM210 161H208L207 163H209ZM235 161H237V160H235ZM245 161V160H244ZM2 162V161H1ZM63 162V161H62ZM128 162V161H127ZM131 164L132 163H134V161L133 160H131V161H129ZM215 162V161H214ZM18 163V162H17ZM117 163V162H116ZM129 163V164H130ZM198 163V162H197ZM203 163V162H202ZM217 163V162H216ZM221 164L220 165H222V162H220ZM16 164V163H15ZM49 164V163H48ZM88 164H90V163H88ZM118 164V163H117ZM120 164V163H119ZM118 164V165H119ZM123 163H121V165H122ZM62 165H63V163H62ZM84 165H86V164H84ZM93 165V164H92ZM110 164L108 163V166H109ZM196 165V164H195ZM194 165V166H195ZM199 165V164H198ZM204 165H207V164H204ZM204 165L202 166V167H204ZM211 165V164H210ZM2 166V165H1ZM0 166V167H1ZM7 166V165H6ZM5 166V167H6ZM9 166V165H8ZM11 166H13V163H12V165ZM111 166V165H110ZM109 166V167H110ZM197 166V165H196ZM4 167V168H5ZM19 167V166H18ZM18 167H17V169H18ZM64 167V166H63ZM85 167V166H84ZM87 167V166H86ZM85 167V168H86ZM90 167V166H89ZM89 167H87L88 169H90ZM117 167V166H116ZM119 167H121V166H119ZM118 167V168H119ZM155 167V166H154ZM65 168V167H64ZM82 168V167H81ZM86 168V169H87ZM112 168V167H111ZM201 168V167H200ZM8 169V168H7ZM15 169V168H14ZM44 169H45V167H44ZM114 169H116V168H114ZM169 169V168H168ZM196 169V168H195ZM198 169V168H197ZM43 170V169H42ZM123 170V169H122ZM121 170V171H122ZM199 170V169H198ZM204 170V169H203ZM202 170V171H203ZM219 167L218 166H216V164H214V166L211 168V175H212V177H214V175L217 173H219ZM223 170V169H222ZM9 171V170H8ZM115 171H117V170H115ZM120 171V170H119ZM210 171V170H209ZM224 171V170H223ZM12 172V171H11ZM14 172H15V170H14ZM19 172H20V170H19ZM46 172V171H45ZM17 173V172H16ZM203 173V172H202ZM224 173V172H223ZM223 173L221 172V175H223ZM79 174V173H78ZM113 174V173H112ZM161 174H162V172H161ZM9 175H10V173H9ZM88 175V174H87ZM194 175V174H193ZM46 176H48L47 174H46ZM75 176V175H74ZM73 176V177H74ZM201 176V175H200ZM224 176V175H223ZM84 177H85V175H84ZM194 177H195V175H194ZM194 177H191V178H189L190 179V182H189V186L190 185H193V188H194V185H196V183L198 182V180L199 179H196V178H194ZM210 177V176H209ZM236 177H237V175H236ZM46 178V177H45ZM18 179V178H17ZM98 179V178H97ZM113 179V178H112ZM212 179V178H211ZM214 179V178H213ZM212 179V180H213ZM216 179V178H215ZM92 180H93V178H92ZM108 180V179H107ZM219 180V179H218ZM224 180V179H223ZM222 180V181H223ZM26 181V180H25ZM122 181V180H121ZM132 181V180H131ZM136 181V180H135ZM137 181H139V180H137ZM187 181V180H186ZM206 181V180H205ZM225 181V180H224ZM110 182V181H109ZM6 185H10L12 182H10L8 179H7V175H6V168L5 169H2L1 168V170H0V188H1V186H4L5 184ZM140 183V182H139ZM147 183V182H146ZM178 183V182H177ZM206 183V182H205ZM24 183L22 182V183H20V186L21 187H23L22 185H23ZM50 184V183H49ZM204 184V183H203ZM234 184V183H233ZM14 185H15V183H14ZM113 185H111V186H113ZM142 185V184H141ZM179 185V186H180ZM200 185H201V183H200ZM211 185V184H210ZM215 185V184H214ZM213 185V186H214ZM227 185V184H226ZM19 186V185H18ZM19 186V187H20ZM188 186V185H187ZM220 186V185H219ZM225 186V185H224ZM25 187V186H24ZM58 187H59V181H56V183H54V184H51V185H46V187L45 188H47L48 190H49V193L47 194V195H45V197H44V200L41 202V204H40V206H39V208H38V211H37V213H36V218L34 217V221H36V222H38V218L39 217H45L48 213H51V210L53 209V208H57L58 209V211L60 210L62 213H64V210L66 209V202H67V200H68V197H69V192L66 194V196L64 197V199H61L60 198V195H59V190H58ZM141 187V186H140ZM196 187V186H195ZM201 187V186H200ZM223 187V186H222ZM13 188V187H12ZM26 188V187H25ZM116 187H114V188H112V189H110V191L108 190V192H107V194H106V196L103 198V199H101V200H99V199H96L95 201H94V203H93V207H95L96 208V211H93L92 209H90V210H88V211H86L85 213H84V215L83 216H81L79 219H80V224L84 227V228H88L87 230L88 231H90V230H95L99 225H100V220H98V219H96V216L98 215V214H103V216L102 217H105V216H107L108 214H109V212L111 211V209H113L112 207H113V205L115 204V202L117 201V198H118V196H119V191H120V189H115ZM120 188V187H119ZM214 188V187H213ZM2 189V188H1ZM5 189V188H4ZM11 189V188H10ZM23 189V188H22ZM122 189V188H121ZM135 189V188H134ZM138 189V188H137ZM211 189V188H210ZM235 189V188H234ZM3 190V189H2ZM20 190H21V188H20ZM47 190V191H48ZM194 190H195V188H194ZM191 191L192 192V194L193 193H196L195 191ZM198 190V189H197ZM209 190V189H208ZM228 190V189H227ZM236 190V189H235ZM31 192H32V190H30ZM135 191V190H134ZM203 190L201 189V192H202ZM213 191H215V190H213ZM217 191H218V189H217ZM225 191V190H224ZM237 191V190H236ZM240 191V190H239ZM10 192V191H9ZM23 192V191H22ZM28 192V191H27ZM45 192V191H44ZM59 192V193H58ZM138 192H140V191H138ZM211 192V191H210ZM1 193V192H0ZM37 193V192H36ZM131 193V192H130ZM134 193V192H133ZM226 193V192H225ZM224 193V194H225ZM263 193V192H262ZM24 194V193H23ZM35 193H33V195H34ZM132 194V193H131ZM141 194H142V192H141ZM187 194V193H186ZM223 194V195H224ZM41 195V194H40ZM44 195V194H43ZM133 195V194H132ZM209 195V194H208ZM213 195V194H212ZM109 196H112L111 197V199L108 201V204H107V206H106V208H101V206L103 205V203L105 202V199L107 198V197H109ZM201 196H203V195H201ZM222 196V195H221ZM263 195H261V197H262ZM13 197V196H12ZM23 197V196H22ZM38 197H40V196H37V198ZM83 197V196H82ZM157 197V202L158 203H156V207H155V209H153V210H149V209H147L148 207L147 206H149L150 204H151V201H153V200H156L155 198ZM200 197V196H199ZM199 197H196V198H199ZM226 197V196H225ZM10 197L8 196V194L6 193V195L3 197V199H2V202H1V206H4V205H7V202H8V199H9ZM187 198V197H186ZM202 199H203V197H201ZM43 199V198H42ZM180 199V198H179ZM194 199V198H193ZM206 199L211 203V200L213 199V196H209V197H206ZM205 199V200H206ZM12 200V199H11ZM11 200H10V202H11ZM137 200H139L138 198H137ZM187 200V199H186ZM60 202V206L59 207H57L56 206V202ZM140 202H141V200H139ZM196 201V200H195ZM194 201V202H195ZM204 201V200H203ZM202 201V202H203ZM36 202V201H35ZM186 202V201H185ZM193 202V201H192ZM198 202V201H197ZM40 203V202H39ZM86 203V202H85ZM132 203H134V202H132ZM131 203V204H132ZM150 203V204H149ZM181 203V202H180ZM20 204V203H19ZM138 204V203H137ZM198 204V203H197ZM214 204V203H213ZM16 205V204H15ZM133 205V204H132ZM173 202H171L170 203V205L168 206V207H166L164 210H163V217H164V224H165V228H166V231H167V239L169 240V241H171V240H174L175 239V237H176V235L178 236V234H177V221H178V217L175 215H172L173 214ZM191 205H192V203H191ZM8 206V205H7ZM129 206L131 207V205L129 204ZM128 206V207H129ZM137 206V205H136ZM136 206H134V208L136 207ZM196 206V205H195ZM209 206V205H208ZM215 206V204L213 205V207ZM231 206H232V204H231ZM230 206V207H231ZM242 206V205H241ZM38 207V206H37ZM212 207V208H213ZM229 207V208H230ZM233 207V206H232ZM4 208V207H3ZM13 208V207H12ZM187 208V213L186 214H188V207H186ZM192 208H193V206H192ZM196 208H197V206H196ZM209 208V207H208ZM15 209V208H14ZM35 208H33V210H34ZM200 209V208H199ZM131 210H132V208H131ZM131 210H129V211H131ZM180 210V209H179ZM178 210V211H179ZM191 210V209H190ZM203 210V209H202ZM214 210V209H213ZM242 210V209H241ZM2 211V210H1ZM16 212H17V210H15ZM198 211H200V210H198ZM5 212H6V210H5ZM80 212V211H79ZM175 212V211H174ZM177 212V211H176ZM190 212H192V210L190 211ZM220 212V211H219ZM243 212V211H242ZM7 213V212H6ZM190 214V213H189ZM189 214H188V217H189ZM192 214V213H191ZM194 214H195V211H194ZM243 214V213H242ZM4 215V214H3ZM31 215V214H30ZM49 215V214H48ZM75 216V215H74ZM183 216H185V215H183ZM210 216H211V214H210ZM209 216V217H210ZM7 217H9V219L11 220L12 219V217H13V214L12 213H10V215L9 216H7ZM30 217H32V216H30ZM54 217V216H53ZM186 217V216H185ZM193 217H195V216H193ZM216 217V216H215ZM243 217V216H242ZM98 218V217H97ZM196 218H200V217H196ZM219 218V217H218ZM14 219V218H13ZM41 219H43V218H41ZM75 219V218H74ZM152 219V218H151ZM210 219V218H209ZM223 219V218H222ZM29 220V219H28ZM27 220V221H28ZM101 220H102V218H101ZM119 220V219H118ZM185 220V219H184ZM187 220V219H186ZM185 220V221H186ZM12 221V220H11ZM31 221H32V219H31ZM188 221V220H187ZM2 222H4V218H3V216L0 218V224L2 223ZM7 222H9V221H7ZM13 222V221H12ZM195 222V221H194ZM211 222H212V220H211ZM5 223V222H4ZM27 223H30V221L29 222H27ZM26 222H25V225L23 226V227H25L26 226V224H27ZM52 223V222H51ZM50 223V224H51ZM196 223V222H195ZM231 223V222H230ZM13 224V223H12ZM184 224V223H183ZM207 224H208V221H207ZM221 224V223H220ZM238 224H239V222H238ZM6 225V224H5ZM37 225H39V223L37 224ZM49 225V224H48ZM186 225V224H185ZM204 225V224H203ZM203 225H202V227H203ZM209 225V224H208ZM4 226V225H3ZM6 226H8V225H6ZM15 226V225H14ZM14 226L12 227V228H14ZM28 226V225H27ZM40 226V225H39ZM210 226V225H209ZM219 226H221V225H219ZM9 229H10V224H9ZM23 227L22 228H17V230H21V231H17L18 233H20V232H22V230H23ZM185 227H187V226H185ZM235 227V226H234ZM233 227V228H234ZM47 228V227H46ZM99 228V227H98ZM157 228V227H156ZM204 228V227H203ZM232 228V229H233ZM5 229H7L6 227L4 228H1L0 227V264H3V260H5L6 261V259H7V261L9 260L8 258H9V256H11V255H14L15 253V251L14 252H12V248L14 247V245L16 244L13 240H11V245H10V243L8 242L9 240V235H12L13 234V237L15 236L14 235V230H12V231H9L7 234H5V233H3V231L5 230ZM27 229V228H26ZM26 229H25V232L24 233H26ZM30 231H28L27 232V235H26V237L28 236V239H30V241H33L34 239H36L35 237L37 236L36 235V225L34 224V225H32L30 228ZM77 229V228H76ZM186 229V228H185ZM199 229V228H198ZM220 229V228H219ZM256 229V228H255ZM16 230V229H15ZM37 230H39V228L37 229ZM121 230H122V223L119 221L115 226H112V228H111V231H110V238H111V240L110 241H112V248H110L109 250H114L115 251V255H117V256H115V260H120V259H123L124 257H125V255L127 254V251L129 250V248H130V246L135 242V240H136V238H135V235H134V233H133V229H132V227L131 226H128V228H126V238H125V241L123 242V243H119L118 242V237H119V235H120V232H121ZM201 230V229H200ZM213 230V229H212ZM216 230V229H215ZM247 230H248V228H247ZM72 231V230H71ZM81 231V230H80ZM229 231V230H228ZM235 231V230H234ZM5 232H7V230L5 231ZM82 232H84V231H82ZM181 232V231H180ZM202 232V231H201ZM243 232H247L246 230L244 231V226H242V231L240 232V234L242 235V237H243V234H245V233H243ZM88 233V232H87ZM184 234H186V233H184ZM183 234V235H184ZM188 234V233H187ZM192 234V233H191ZM198 234V233H197ZM209 234V233H208ZM235 234V233H234ZM239 234V233H238ZM91 235V234H90ZM231 235H233V232H232V234L229 232V233H226L225 235H224V239H225V241H229L230 240V238H231ZM7 236H9L8 237V239H7ZM39 236V235H38ZM105 236V235H104ZM121 236V235H120ZM159 236V235H158ZM186 236V235H185ZM194 236H196V235H194ZM201 236V235H200ZM248 236H249V233H248ZM251 236V235H250ZM253 236V235H252ZM12 237V238H13ZM83 237H84V233L83 234H79V230H75V231H73L72 233L70 232V234H69V236H68V240H67V242H66V244H65V246L62 248V255L61 254H58V255H56V254H54V256H52L51 258H49V259H47L46 260V258H47V256H48V253H43L42 252V255L40 254L39 256H38V262H42V261H45V264H65V261H66V258H67V256H68V254L71 252V251H75V259H74V262H73V264H78L80 261H81V259H80V257H81V254L83 253V252H89L90 254H91V256H92V261H94V260H96V256H97V253H98V248H99V246H100V244H97L96 243V241L94 240V239H96V237L93 239V241L92 242H88L86 245H80L79 244V242H80V240L81 239H83ZM107 237V236H106ZM160 237V236H159ZM180 237H182V236H180ZM211 237V236H210ZM215 237V236H214ZM233 237V236H232ZM200 238V237H199ZM202 238V237H201ZM217 238V237H216ZM241 238V237H240ZM195 239H196V237H195ZM214 239V238H213ZM21 240V239H20ZM104 240V239H103ZM178 240V239H177ZM220 240V239H219ZM238 240V239H237ZM260 240V239H259ZM29 241V240H28ZM34 241H36V240H34ZM33 241V242H34ZM105 241V240H104ZM158 241H160V240H158ZM186 241V240H185ZM184 241V242H185ZM199 241H201V240H199ZM253 241V240H252ZM17 242V241H16ZM32 242V243H33ZM106 242H107V240H106ZM153 242V241H152ZM179 242V241H178ZM204 242V241H203ZM18 243V242H17ZM21 243V242H20ZM29 243H31V242H29ZM181 243V242H180ZM188 243V242H187ZM194 243V242H193ZM215 243H216V241H215ZM220 243V242H219ZM225 243V242H224ZM242 243V242H241ZM22 244V243H21ZM85 244V243H84ZM151 244V243H150ZM178 244V243H177ZM183 244V243H182ZM214 244V243H213ZM229 244V243H228ZM231 244H232V242H231ZM231 244H229V245H231ZM244 244H246V243H244ZM243 244V245H244ZM255 244V243H254ZM194 245V244H193ZM215 245V244H214ZM236 245V244H235ZM237 245H238V243H237ZM247 245V244H246ZM252 245V244H251ZM256 245V244H255ZM157 246V248H162L163 246H166V244L164 243V241H160L159 242V244L158 245H156ZM155 246V247H156ZM176 246V245H175ZM181 245L180 244H178L176 247V249H177V251H178V255L180 256L181 255V251H182V249H181V247H180ZM183 246V245H182ZM200 246H201V244H200ZM210 246H213V245H210ZM225 246H227V245H225ZM257 246V245H256ZM152 247H153V245H152ZM186 247V246H185ZM193 247H196V246H193ZM241 247V246H240ZM15 248V247H14ZM164 248V247H163ZM167 248V247H166ZM221 249H223V247H220ZM253 248V247H252ZM16 249V248H15ZM168 249V248H167ZM185 249V248H184ZM194 249V248H193ZM197 249V248H196ZM202 249V248H201ZM20 250H22V248L20 249ZM19 249H18V251H20ZM185 250H187V248L185 249ZM252 250H254V249H252ZM163 251V250H162ZM166 251V250H165ZM215 251V250H214ZM213 251V252H214ZM28 252V251H27ZM30 252V251H29ZM36 252V251H35ZM109 252V251H108ZM111 252V251H110ZM182 252H184V251H182ZM188 252V251H187ZM190 252V251H189ZM194 252H195V250H194ZM203 252V251H202ZM224 252V251H223ZM225 252H227V251H225ZM241 252V251H240ZM242 252H243V250H242ZM26 253V252H25ZM205 253V252H204ZM245 253V252H244ZM18 254V253H17ZM88 254V253H87ZM169 254V253H168ZM190 255L192 254V252H190L189 253ZM189 254H187V255H189ZM203 254V253H202ZM213 254V253H212ZM219 254V253H218ZM220 254H221V252H220ZM242 254V253H241ZM189 255V256H190ZM193 255V254H192ZM201 255V254H200ZM215 255V254H214ZM256 255V254H255ZM16 255H14V257H15ZM163 256V255H162ZM165 256V255H164ZM177 256V255H176ZM246 256V255H245ZM169 256H167V258H168ZM178 257V256H177ZM184 257V256H183ZM192 257V256H191ZM193 257H195L194 255H193ZM199 257V256H198ZM82 258V257H81ZM86 258H87V256H86ZM182 258V257H181ZM180 258V259H181ZM251 258V257H250ZM258 258V257H257ZM178 259V258H177ZM176 259V260H177ZM190 259H193V258H190ZM220 259V258H219ZM183 260V259H182ZM213 260H214V258H213ZM212 260V261H213ZM246 260V259H245ZM260 260V259H259ZM4 261V262H5ZM6 261V262H7ZM72 261V260H71ZM165 261V260H164ZM163 261V262H164ZM220 261V260H219ZM5 262V263H6ZM17 262V261H16ZM168 262V261H167ZM190 262H191V260H190ZM242 262V261H241ZM258 262V261H257ZM82 263V262H81ZM80 263V264H81ZM90 263V262H89ZM182 263V262H181ZM214 263V262H213ZM260 263V262H259ZM27 264V263H26ZM106 264V263H105ZM176 264H177V261H176ZM194 264V263H193ZM225 264V263H224Z\"/></svg>",
	"mask_w": 264,
	"mask_h": 264
}]
</instances>
